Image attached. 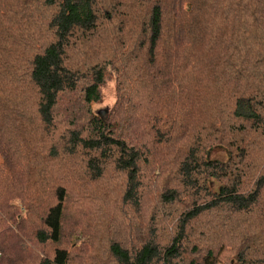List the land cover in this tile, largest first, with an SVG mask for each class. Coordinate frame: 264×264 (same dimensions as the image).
<instances>
[{"label":"trees","instance_id":"16d2710c","mask_svg":"<svg viewBox=\"0 0 264 264\" xmlns=\"http://www.w3.org/2000/svg\"><path fill=\"white\" fill-rule=\"evenodd\" d=\"M0 264H264V0H0Z\"/></svg>","mask_w":264,"mask_h":264},{"label":"rangeland","instance_id":"374dc122","mask_svg":"<svg viewBox=\"0 0 264 264\" xmlns=\"http://www.w3.org/2000/svg\"><path fill=\"white\" fill-rule=\"evenodd\" d=\"M117 101V84L114 80H110L108 84L103 89V99L100 104L94 107L96 113H108L110 112ZM223 149H213L209 152L210 160H220L226 159L227 153Z\"/></svg>","mask_w":264,"mask_h":264}]
</instances>
